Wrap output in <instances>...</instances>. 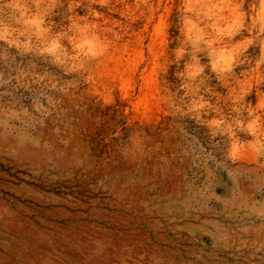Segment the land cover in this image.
I'll use <instances>...</instances> for the list:
<instances>
[{
    "label": "rangeland",
    "instance_id": "1",
    "mask_svg": "<svg viewBox=\"0 0 264 264\" xmlns=\"http://www.w3.org/2000/svg\"><path fill=\"white\" fill-rule=\"evenodd\" d=\"M0 264H264V0H0Z\"/></svg>",
    "mask_w": 264,
    "mask_h": 264
}]
</instances>
